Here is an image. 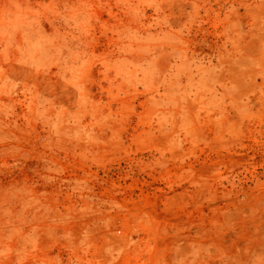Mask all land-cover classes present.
<instances>
[{
  "label": "rangeland",
  "instance_id": "374dc122",
  "mask_svg": "<svg viewBox=\"0 0 264 264\" xmlns=\"http://www.w3.org/2000/svg\"><path fill=\"white\" fill-rule=\"evenodd\" d=\"M0 264H264V0H0Z\"/></svg>",
  "mask_w": 264,
  "mask_h": 264
}]
</instances>
